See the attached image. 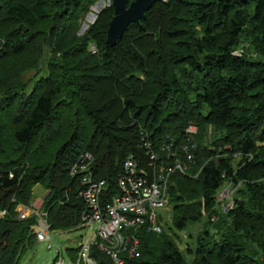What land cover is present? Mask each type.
I'll return each mask as SVG.
<instances>
[{
  "label": "trees",
  "instance_id": "16d2710c",
  "mask_svg": "<svg viewBox=\"0 0 264 264\" xmlns=\"http://www.w3.org/2000/svg\"><path fill=\"white\" fill-rule=\"evenodd\" d=\"M93 1L0 0V264H18L36 239L37 216L16 212L35 185L48 191L40 210L49 228L77 227L86 204L69 167L78 154L93 156V175L110 193L128 153L150 168L145 140L155 151L171 144L185 162L186 143L193 155L168 181L178 231L203 212L215 216L224 181L243 185L222 231L198 236L191 264H264V0H156L114 46L106 43L110 5L70 40ZM46 51L56 57L48 74L26 82L22 74ZM136 235L140 255L122 264H188L163 227ZM79 249H68L72 261Z\"/></svg>",
  "mask_w": 264,
  "mask_h": 264
},
{
  "label": "built area",
  "instance_id": "2783aa9c",
  "mask_svg": "<svg viewBox=\"0 0 264 264\" xmlns=\"http://www.w3.org/2000/svg\"><path fill=\"white\" fill-rule=\"evenodd\" d=\"M186 133L190 131L186 129ZM143 146L150 168L140 167L134 155L128 153L117 176L116 189L110 193L106 179L94 177L93 156L89 152L78 154L70 165L69 175L77 179L78 195L86 204L81 221L89 228L95 226L96 233L93 236L100 239L87 240L79 245L77 264H101L92 256V246L107 254L113 263L122 264L125 257L136 258L140 255L136 235L138 229L146 226L149 231H161L156 210L168 206L169 177L176 171L184 173L190 167L193 155L187 144L180 146V150L186 152V162L177 156L176 148L169 143L160 144L158 151L153 149L149 141H143ZM164 152L166 155L162 159L161 154ZM227 198L226 190L217 191L216 202L225 211L234 207L233 202L226 201ZM39 207L18 205L17 219L37 216L36 240L49 241V225L44 218L46 214L40 212ZM6 214L7 210L1 208L0 218ZM211 219L214 220L215 216L212 215ZM47 248H51V245L48 244Z\"/></svg>",
  "mask_w": 264,
  "mask_h": 264
},
{
  "label": "rangeland",
  "instance_id": "374dc122",
  "mask_svg": "<svg viewBox=\"0 0 264 264\" xmlns=\"http://www.w3.org/2000/svg\"><path fill=\"white\" fill-rule=\"evenodd\" d=\"M112 3V0H95L89 6L88 11L82 15L79 19V23L73 33L70 36V40L74 38V36H82L86 33L89 25L94 23L99 12L106 7H109ZM88 49L90 52H96V46L89 42ZM247 52L250 50L249 46L246 48ZM250 52H252L250 50ZM238 54V53H237ZM50 53L47 51L42 55L40 62L37 65L35 70L25 71L23 75V79L27 80L26 82H32L37 80L40 76H46L48 74L47 66L51 60L56 61V57H52ZM54 58V59H53ZM59 58V57H58ZM187 129L190 131L189 137L192 138L194 136L197 127L194 124H189ZM211 126L208 127L209 142L206 144H212L213 132H211ZM186 144V143H184ZM210 146V145H209ZM235 159L232 161V164L235 165L239 160V156L234 155ZM243 185L239 181L236 184L231 183L229 180L224 181L222 186L218 191L226 190L228 194V198L226 201L233 202L235 206L234 198L237 195V190L241 188ZM34 197L31 199L30 204L32 208H36L40 205L39 210L41 208L44 196L48 192L44 190L41 185H35L33 188ZM217 196V193H216ZM41 212V210H40ZM157 220L161 223V229L167 232V234L173 240L177 250L183 255L184 260L191 264L195 258V248L197 246V238L202 234L205 229L209 230H220L223 225H226L224 222L225 214L228 211L221 209V204L217 203L215 206V219H212L208 216L207 212H203L198 222L188 223L187 226L178 231L172 226V208L170 205L167 206L166 209H157ZM160 216V220H159ZM228 223V221H227ZM96 228L92 226L88 227L87 224H79L77 227L67 230H49L47 236L49 237V241H37L33 240L32 245L26 249L23 255L20 257L18 264H77L71 260V256L69 254L68 249L76 248L81 243L87 240L100 241L98 237L94 238L93 234H95ZM222 231V230H221ZM50 244L51 248H47V245ZM94 247V246H92ZM91 247V249H92ZM92 252V250H91Z\"/></svg>",
  "mask_w": 264,
  "mask_h": 264
},
{
  "label": "water",
  "instance_id": "95a60500",
  "mask_svg": "<svg viewBox=\"0 0 264 264\" xmlns=\"http://www.w3.org/2000/svg\"><path fill=\"white\" fill-rule=\"evenodd\" d=\"M156 0H112L113 16L109 22L106 43L114 46L122 38L130 24H140L145 19V13Z\"/></svg>",
  "mask_w": 264,
  "mask_h": 264
},
{
  "label": "bare ground",
  "instance_id": "6f19581e",
  "mask_svg": "<svg viewBox=\"0 0 264 264\" xmlns=\"http://www.w3.org/2000/svg\"><path fill=\"white\" fill-rule=\"evenodd\" d=\"M230 20V19H229Z\"/></svg>",
  "mask_w": 264,
  "mask_h": 264
}]
</instances>
